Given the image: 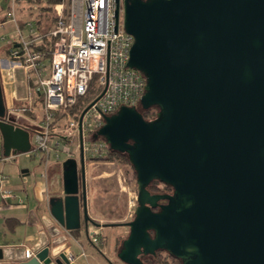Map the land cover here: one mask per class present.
Masks as SVG:
<instances>
[{
  "label": "water",
  "instance_id": "water-1",
  "mask_svg": "<svg viewBox=\"0 0 264 264\" xmlns=\"http://www.w3.org/2000/svg\"><path fill=\"white\" fill-rule=\"evenodd\" d=\"M121 10L134 36L128 66L145 75L146 87L140 107L105 115L94 135L127 155L138 184L120 262H108L144 264L142 251L166 250L183 264H264V0H116L118 23ZM152 107L156 116L146 119L141 109ZM0 130L6 155L30 149L26 128L0 119ZM58 165L49 212L29 214L38 231L31 257L27 245L0 248V264H71V240L84 234L92 242L91 224L116 225L93 218L83 136L80 157ZM154 180L173 194H151ZM160 198L169 201L159 211L146 205Z\"/></svg>",
  "mask_w": 264,
  "mask_h": 264
},
{
  "label": "built area",
  "instance_id": "built-area-1",
  "mask_svg": "<svg viewBox=\"0 0 264 264\" xmlns=\"http://www.w3.org/2000/svg\"><path fill=\"white\" fill-rule=\"evenodd\" d=\"M6 1L7 19L0 21V28L6 29V22H10L15 34L14 38L0 34V49L3 42L10 48L8 55L0 56V68L2 74L10 72L14 76L16 70L23 71V85L17 83L16 77L13 84L14 92L23 88L24 95H14L6 103L5 117L0 119L34 132L32 151L43 155L47 165L51 155L56 163L64 153L74 156L70 142H75L80 152L81 136L84 152L90 158L107 156L108 143L94 138L104 124V116L123 105L139 106L146 87L145 75L128 66L134 36L124 29L123 10L118 23L116 0H58L56 19L46 32L54 38L52 57L46 59L43 52L34 48L45 35L38 30L39 15L26 20L24 32L19 25L20 0ZM93 85L97 92L81 129L79 118L83 111L70 112ZM90 136L93 139L88 141ZM46 170L42 175L47 176ZM5 196L11 193L5 192ZM94 242L99 245L101 238L96 235ZM65 254L71 264L76 262V254L70 248ZM31 255L27 250V257Z\"/></svg>",
  "mask_w": 264,
  "mask_h": 264
},
{
  "label": "rangeland",
  "instance_id": "rangeland-1",
  "mask_svg": "<svg viewBox=\"0 0 264 264\" xmlns=\"http://www.w3.org/2000/svg\"><path fill=\"white\" fill-rule=\"evenodd\" d=\"M58 0H20V8L22 9L20 12V19H22V22H25L26 20H29L34 15L38 16V24L41 28H49L54 24V21L56 19L57 13H56V4ZM7 19V18H6ZM5 19V20H6ZM1 21V20H0ZM6 29L0 28V34H5L9 37H13L15 34V26L13 24H7ZM8 46L5 42H3V48L0 49V56L6 52L4 51L7 49ZM2 52V54H1ZM6 56V55H5ZM16 76L18 79V84H20L22 76H24L23 71L16 70ZM8 80V78H7ZM10 80H8L9 82ZM14 88V84L10 85L9 88ZM11 88L8 90L9 93H11ZM23 89H21L19 92H21ZM19 94V93H18ZM94 99V96H88L86 98V104H89ZM154 111V110H153ZM155 114L157 113V110L154 111ZM154 118V117H153ZM95 135V134H94ZM31 139L33 141L34 145V132H31ZM93 136L88 138L89 140H92ZM104 140V139H103ZM70 147L73 149V155L80 157V153L76 152V143L70 142ZM32 154L36 158L37 163L39 165H35V172L37 175V178H41V170L44 168V163L40 162V158L35 155L34 152H27V154ZM71 154L64 153L62 154L61 158L69 157ZM87 159V166L90 164L91 169L93 170L94 174V182H93V190L95 191V213L93 215L94 220H96L99 223L102 224H119L121 225L118 228H109V227H100L101 235L102 237L106 236L107 241L104 242L102 240V244L100 243L97 246H100L105 253L108 254L109 257L115 259V255L113 256V253L111 252V241L115 239L116 236H119L118 241V248H120L122 244L123 238H126L129 235V227L124 225L123 223L128 222L134 218L135 215V209L137 207V195H138V184H137V178L136 173L129 162V160H123L114 156H111L108 160H99L97 158H90V154H85ZM20 159V157H19ZM22 162L24 163H30V160L26 158V153L23 154V157H21ZM55 160L54 155H51L49 159V166L50 163H53ZM46 162V158H45ZM31 168H33V166ZM59 169V167H58ZM74 234V233H73ZM76 237L78 235L74 234ZM100 235V236H101ZM104 235V236H103ZM82 238V244L83 249L88 251L89 255H93L91 253H97L99 252L100 248L95 246L88 238L81 237ZM81 241V240H79ZM71 245L73 246V252L76 255H79V252L81 251V247L79 242H76L74 240H71ZM86 260L85 257H82ZM82 260V259H81ZM77 259L78 263H82V261ZM161 262L163 264H180L178 260L172 257H164L162 256ZM102 264H108L107 261L103 260Z\"/></svg>",
  "mask_w": 264,
  "mask_h": 264
},
{
  "label": "crops",
  "instance_id": "crops-1",
  "mask_svg": "<svg viewBox=\"0 0 264 264\" xmlns=\"http://www.w3.org/2000/svg\"><path fill=\"white\" fill-rule=\"evenodd\" d=\"M6 5V0H0L1 21H4L6 19ZM6 23L12 24L10 22ZM0 75L2 79L6 103L11 102L14 95H16L17 97H21L24 95V90L19 92L23 88H18L14 92L15 88L10 87L12 89L10 90L11 93L8 92V90L10 89L9 86L13 85V78L16 77L17 79L16 72L15 76L10 72H5L4 74H2L0 68ZM7 78L8 80H10L9 82ZM19 81H21L20 84L23 85V76ZM32 150L33 141L31 139L30 132V149L28 151L16 152L14 148H12L10 154L6 155L3 147V136L0 130V248L27 245V250H29L31 254L32 252L30 248L36 242L35 240L38 236V231L35 226L29 224V214L31 211H35L37 215L41 216L49 212L50 197L59 194L58 192H51L52 188H54V185H51V180L58 179V177L62 173V168L58 165V163L63 162L65 159L69 158H63L57 163H50L49 166V164L47 165V163L45 162V157L43 155H37L40 158V162L44 163V168L43 170H41V178H37L36 172L34 170V163H36V165H39V163H37L38 161H36L34 155L29 153L27 154V152H33ZM24 153H26V158L30 160V163L22 162L21 157H23ZM71 157L77 156L74 155ZM32 165H34L33 168H31ZM45 170L47 171V176L42 175ZM1 175L3 176V178L1 177ZM4 176H6V178ZM5 192H10L11 196L6 197ZM9 218L19 220V223L15 226L14 229H10L7 225L6 221ZM90 230L91 232H93V234H91V240H93L97 235L101 238L102 242V237L100 236L101 233H99L101 228L93 225L91 226ZM81 237H85V235L82 234ZM80 240L81 241L78 242L80 244L81 251L79 252V255H76L75 263H78L77 259H82V263L78 264H102L104 259L100 252H98L97 255L95 253H91L93 255H89L88 251H85L83 249L82 238ZM67 248L73 250V246L71 244L64 249V252L65 250H67ZM82 251H84V254H82ZM82 257H85L86 260Z\"/></svg>",
  "mask_w": 264,
  "mask_h": 264
},
{
  "label": "flooded vegetation",
  "instance_id": "flooded-vegetation-1",
  "mask_svg": "<svg viewBox=\"0 0 264 264\" xmlns=\"http://www.w3.org/2000/svg\"><path fill=\"white\" fill-rule=\"evenodd\" d=\"M122 2H123V0H122ZM109 115H111V114H109ZM80 153V152H79ZM115 157V156H114ZM108 159H110V156H104V157H102V158H99V160H108ZM130 162V161H129ZM86 164H87V159H86ZM132 165V164H131ZM136 173V172H135ZM148 190L151 192V194H153V195H172L173 194V188L171 187V186H169V185H167L166 183H164V182H161V181H159V180H154L149 186H148ZM169 201V199L168 198H160L158 201H157V203H156V205L155 206H153L151 203H147L146 205L148 206V207H151L152 208V210L153 211H159L160 210V208H161V205H163V204H166L167 202ZM137 205H138V200H137ZM110 224H112V223H110ZM91 226H93L92 224L90 225V228H91ZM121 225H119V224H116V225H112V226H105V227H109V228H118V227H120ZM74 234H77V232L76 231H74L73 232ZM99 233H101V232H99ZM98 233V234H99ZM150 233H151V235L153 236L154 235V232L153 231H150ZM94 234H96V233H94ZM101 235V234H100ZM104 236V235H103ZM101 237H102V235H101ZM127 238V237H126ZM126 238H123V240H122V244H123V241L126 239ZM102 240H104V242L105 241H107V238H106V236H104V237H102ZM118 241H119V236H116L115 237V239H114V241L112 240L111 241V252L113 253V256L115 255V259L114 258H112L111 259V257H109L108 256V254L107 253H105L104 251H103V249L100 247V246H98L99 248H100V250L102 251V253L100 252V254L103 256V259L105 260V261H107V263L108 264H110V262H108V260L107 259H109V260H112L113 262H120V259L118 258V256H117V253H118V251H119V249L120 248H118ZM92 242L93 243H95L94 242V239L92 240ZM103 242V241H102ZM102 242H101V244H102ZM96 244V243H95ZM121 244V245H122ZM97 245V244H96ZM121 247V246H120ZM105 254V255H104ZM162 256H164V257H172V258H175L174 256H172L168 251H166V250H157L155 253H144V251H142L141 253H140V257H141V259L143 260V262H144V264H155V260H157L158 261V264H163L161 261V258H162ZM176 260H178L179 262H180V264H183V262H182V260L181 259H178V258H175ZM75 264H78V263H75ZM125 264H128V263H125ZM157 264V263H156Z\"/></svg>",
  "mask_w": 264,
  "mask_h": 264
},
{
  "label": "trees",
  "instance_id": "trees-1",
  "mask_svg": "<svg viewBox=\"0 0 264 264\" xmlns=\"http://www.w3.org/2000/svg\"><path fill=\"white\" fill-rule=\"evenodd\" d=\"M53 1H55V0H53ZM19 25H20L21 28H23L25 30L24 32H27L26 31L27 30L26 29L27 28L26 21L25 22H22V19H20L19 20ZM38 26H39V24H38ZM38 28H39L38 30L40 31V34H43V35L45 34V35L43 36L42 43L37 44V45H34V48H35V50H38V51L43 52L46 59H48V58L50 59L52 57L51 54H52V45L54 44V38H51L50 36L47 35L46 32L48 31V29L41 28L40 26ZM4 51L6 52V54L4 53V55H8L9 52H10V48L8 47ZM96 92H97V87H95L93 85L90 88V91L85 96H83L78 101V103L71 109V112L70 113L71 114H76L77 112L78 113L82 112L85 109V107L87 106V104H86V98L88 96H95ZM139 107H140V104H139ZM141 110H142L143 115L145 116L146 119H153V117L156 116V114L154 112L155 110H157L156 107H152L149 110H144V109H141ZM29 115L34 116V117L36 116L35 115V112H29ZM21 121H25V120L22 118ZM98 139L103 140V138L101 136H99ZM108 156H110V157L111 156H115L117 158H120V159H123V160L125 159V160L128 161L127 155L122 154V153H119V152L112 151L109 144H108L107 157ZM6 222H7V225H8V227L10 229L11 228L14 229L15 226L19 223V220L9 218V219H7ZM156 263L158 264V261L157 260H155V264Z\"/></svg>",
  "mask_w": 264,
  "mask_h": 264
}]
</instances>
